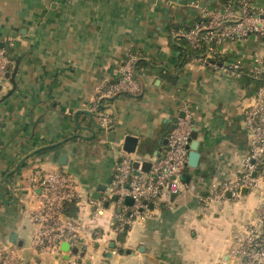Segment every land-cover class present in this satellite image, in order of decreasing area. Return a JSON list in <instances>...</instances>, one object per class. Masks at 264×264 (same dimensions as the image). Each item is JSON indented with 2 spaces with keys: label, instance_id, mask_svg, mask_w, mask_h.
I'll return each instance as SVG.
<instances>
[{
  "label": "crops",
  "instance_id": "obj_1",
  "mask_svg": "<svg viewBox=\"0 0 264 264\" xmlns=\"http://www.w3.org/2000/svg\"><path fill=\"white\" fill-rule=\"evenodd\" d=\"M190 4L214 13L227 5L226 0H0V47L19 61L14 94L2 101L11 85L7 81L0 89V240L22 251L25 264H231L234 238L255 220L263 196L243 190L239 199L230 195L210 202L206 216L200 208L212 185L233 181L241 172L250 147L243 113L255 85L245 76L181 60L185 46L173 33L199 21ZM252 6L264 9V0H253ZM200 36L203 43L204 33ZM213 52L215 61L230 64L241 55L264 54V39L250 35L213 46ZM128 53L144 63L135 76L142 93L100 102L111 118L108 128L77 114L89 113L98 86L120 78ZM184 106L203 143L199 168H186L189 181L179 180L177 194H164L116 237L114 202L87 203L109 192L126 136L139 140L144 152L132 157L140 163L163 156V141ZM59 155L67 156L64 167L57 164ZM24 158L8 185L5 176ZM56 169L77 182L85 207L78 220L104 235L85 240L76 255L61 247L58 259L29 251L38 178ZM101 185L106 190L96 200Z\"/></svg>",
  "mask_w": 264,
  "mask_h": 264
},
{
  "label": "built area",
  "instance_id": "obj_2",
  "mask_svg": "<svg viewBox=\"0 0 264 264\" xmlns=\"http://www.w3.org/2000/svg\"><path fill=\"white\" fill-rule=\"evenodd\" d=\"M252 2L234 0L232 5H226L225 11L215 13L190 4V8L198 11L199 21L189 31L173 33L174 37L186 40L193 53H201L189 56L187 60L191 63L221 71L233 78L245 76L255 85V94L243 113L244 131L250 147L241 160V172L233 181L212 185L209 200H202L200 208L201 214L206 216L210 202H223L228 193L232 199H239L243 190L263 196L255 220L245 224L234 238V246L229 254L231 264H264V54L241 55L230 64H219L213 59V46L239 41L250 35L264 39V9L255 10ZM201 33H204L203 46ZM138 60L137 54H128L120 78L112 83L103 82L97 87L95 99L88 110L102 128L111 125L110 116L98 111L102 100H110L121 94L137 97L142 93L134 74ZM13 63L12 55L5 48H0V89L7 84L6 75L11 72ZM182 113L183 117L177 119L175 128L169 134L168 149L163 156L151 162L148 172L141 171L140 167L135 169L133 163L136 160L131 155L122 154L115 165L109 192L104 193L101 201L96 203L90 200L87 203L98 206L116 196L114 206L116 210L120 209V213L113 218V234L116 237L124 233L133 218L140 216L139 210L147 211L148 205H157L164 194L174 195L180 191L179 180L187 168L193 117L188 106H184ZM38 180L40 193L29 213L34 227L29 251L58 259L63 254V245L71 252L73 249L80 250L87 239L100 241L104 238L90 223L78 220L85 207L77 182L71 175L56 169L39 176ZM126 198L133 200L131 207L124 204ZM68 204L75 205L77 217L65 216L64 210ZM128 213L130 216H127ZM21 252L0 240V264H25Z\"/></svg>",
  "mask_w": 264,
  "mask_h": 264
},
{
  "label": "water",
  "instance_id": "obj_3",
  "mask_svg": "<svg viewBox=\"0 0 264 264\" xmlns=\"http://www.w3.org/2000/svg\"><path fill=\"white\" fill-rule=\"evenodd\" d=\"M0 48H2V47H0ZM18 67H19V61H15L11 72L6 75V79H7L8 83L11 85V89L7 92V94L5 96H3V98L1 99L2 101L7 99V98H9L10 96H12L14 94V92L16 91L17 86H16V82H15V77H16V75L18 73ZM134 74L136 76V68L134 70ZM121 95H124V94H121ZM119 96L120 95L115 96V97L111 98L109 101H112V100L116 99ZM80 113L88 115V116H91V118H92V115L90 113H88V112H85V111L84 112H77V114H80ZM182 117H183V114H180L179 118H182ZM92 120H93V118H92ZM75 124H76V126H78L77 122H76V119H75ZM175 124H176V122H174V124H172V126L169 128L170 132H172L173 129L175 128ZM96 128L100 130V127L97 126ZM170 132H169V134H170ZM169 134L166 136L165 140L163 141V145L164 146L168 145ZM67 141H68V139L67 140H63V141H61L59 143H56V144H52V145H49V146H44V147L34 151L31 155L37 154L38 152H41V151L58 148L60 145L64 144ZM138 145H139V140L137 138L132 137V136H126L124 138V140H123V143H122V151L125 154H127V155H131V156L132 155H138V156H141L144 151ZM167 149L168 148H166V150ZM202 151H203V143L197 141V133L192 131V133L190 135V138L188 140V158H187V164H186L187 168L192 169V170H196V169L199 168V162H200ZM27 158H24L23 160H21V162L11 172H9L5 176V181L7 182L8 185L11 186V183L8 180L9 175H12V174L16 173L18 171V169L20 168L21 164ZM139 159H141V158L137 157L136 161L133 163V167L135 169H138V167H140L141 171L148 172L149 169H150L151 163H146V162L140 163L138 161ZM66 162H67V156L59 155L57 164L60 167H64L66 165ZM181 179L186 181V182H188L189 181V176L187 174H184ZM105 190H106L105 186H103V185L99 186L97 188V192L93 194V198L96 199V200H99L100 197H101L100 193H104ZM226 196L230 197V193L226 194ZM0 198H2V194L1 193H0ZM111 200L113 202H115L117 200L116 196H113ZM108 204H109V202H105L104 206L108 207ZM124 204L127 207H131L133 205V200L131 198H126L125 201H124ZM148 208L151 209L152 208V204H149ZM139 212L141 213L142 210H139ZM117 213H120V209H117ZM127 216H130V213H128ZM125 228H128V226H126ZM14 238H16V237L14 235H12L11 236V242H15ZM111 248H113V245L111 246ZM62 249L63 250H67L68 247L66 245H63ZM82 251H85V249L83 248ZM77 253H78L77 249H73L72 250V254L76 255ZM110 256H111V254L107 255V257H110Z\"/></svg>",
  "mask_w": 264,
  "mask_h": 264
},
{
  "label": "trees",
  "instance_id": "obj_4",
  "mask_svg": "<svg viewBox=\"0 0 264 264\" xmlns=\"http://www.w3.org/2000/svg\"><path fill=\"white\" fill-rule=\"evenodd\" d=\"M234 2V0H226V4L227 5H232ZM195 25V24H194ZM191 29H187L186 31H189ZM182 45L185 46V50L184 52L181 51V60L184 62L186 61V59L189 57V56H193V55H198V54H201V53H193L187 43L186 40L182 39ZM201 45L203 46V43L201 42ZM129 54V53H128ZM216 63H219L218 61H216ZM144 66V63L141 61L138 60V62L136 63V70L139 69L140 67H143ZM98 111L99 112H103V107L101 105L98 106ZM64 214L65 216L69 217V218H75L77 215V208L75 207V205L73 204H68L65 206V210H64Z\"/></svg>",
  "mask_w": 264,
  "mask_h": 264
}]
</instances>
